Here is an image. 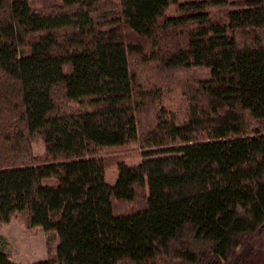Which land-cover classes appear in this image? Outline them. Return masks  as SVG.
<instances>
[{"label":"trees","instance_id":"trees-1","mask_svg":"<svg viewBox=\"0 0 264 264\" xmlns=\"http://www.w3.org/2000/svg\"><path fill=\"white\" fill-rule=\"evenodd\" d=\"M16 216L33 264H264V0H0Z\"/></svg>","mask_w":264,"mask_h":264},{"label":"rangeland","instance_id":"rangeland-1","mask_svg":"<svg viewBox=\"0 0 264 264\" xmlns=\"http://www.w3.org/2000/svg\"><path fill=\"white\" fill-rule=\"evenodd\" d=\"M32 149L37 155L43 154L45 151L43 140H34ZM132 155L134 157L128 158L129 162H134L140 157L138 153ZM116 177L117 166L109 165L107 167V179L113 183L116 181ZM0 234V247L7 251L15 261L22 264H33L45 258L48 237L41 227L27 228L20 216H16L1 227Z\"/></svg>","mask_w":264,"mask_h":264}]
</instances>
